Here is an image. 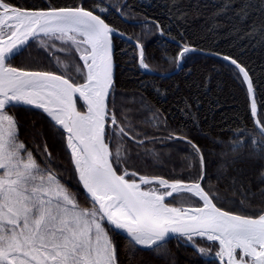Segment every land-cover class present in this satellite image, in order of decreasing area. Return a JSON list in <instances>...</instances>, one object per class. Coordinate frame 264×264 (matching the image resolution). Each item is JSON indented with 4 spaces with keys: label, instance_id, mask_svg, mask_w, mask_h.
I'll use <instances>...</instances> for the list:
<instances>
[{
    "label": "snow or ice",
    "instance_id": "6c2138e0",
    "mask_svg": "<svg viewBox=\"0 0 264 264\" xmlns=\"http://www.w3.org/2000/svg\"><path fill=\"white\" fill-rule=\"evenodd\" d=\"M168 7L186 15L180 0H169ZM113 9L93 3L89 10L82 2L29 9L0 0V264H145L146 252L167 264L168 243L173 239L178 246L192 247L198 256L217 248L219 264H264V121L258 116L248 71L236 59L223 56L247 84L254 132L229 127L227 141L213 140L225 146L219 153L217 179L229 167L236 172L233 196H242L239 211L252 213L237 214L225 210L237 207L235 199L212 192L211 184L208 190L203 186L208 161L198 144L178 134L183 126L167 135L149 136L152 129L165 130L167 120L143 95L132 94L131 100L116 107L113 38L117 30L102 18ZM254 14H264V0H221L212 19L225 17L241 39L264 43V20H253L246 30L239 27ZM137 22L145 33L154 27L164 34L161 25L149 18ZM31 47L50 56L61 53L64 59L57 57L56 71L27 70L10 63ZM134 47L139 50V68L150 70L139 38ZM179 47L174 57L165 52L161 58L180 65L197 50L187 43ZM77 100L83 102L79 107ZM190 107L185 102L181 113L190 115ZM10 108L37 112L43 123L37 127L33 121L21 139V125ZM49 137L59 145V153L70 154L73 175L89 206H81V193L70 190L54 170ZM177 141L188 146L187 154L180 157L188 162L187 180L176 178L183 177V171L173 170L165 178L128 170L133 158L129 142L137 149V159L150 158L157 168L171 159L172 149L158 152L144 145L159 142L167 148ZM248 160L260 165L255 191L241 179V166ZM257 195L261 201L254 205ZM189 201L198 206H185Z\"/></svg>",
    "mask_w": 264,
    "mask_h": 264
},
{
    "label": "trees",
    "instance_id": "16d2710c",
    "mask_svg": "<svg viewBox=\"0 0 264 264\" xmlns=\"http://www.w3.org/2000/svg\"><path fill=\"white\" fill-rule=\"evenodd\" d=\"M14 6L21 8H43L52 6H72L73 3L80 4L86 9H91L93 3L100 7L113 5L114 9L109 11L105 19L110 26L120 30L126 35L144 45L146 63L149 69L156 73H169L176 67L174 62L161 57L165 55L175 56L180 47L190 44L192 47L219 55H227L236 59L249 71L255 86L256 104L258 116L264 121V43H257L255 40L241 39L233 32V23L227 22L225 17H219L213 21V13L219 8L221 0H180V7L185 10L186 15H178L177 11H169V0H9ZM259 3V0H256ZM123 5L122 11H120ZM149 18L161 25L165 30L162 35L154 27L152 32L142 31L143 25L137 21ZM230 19V17H229ZM253 20H264V14L253 15L249 21L239 27L243 30L248 28ZM243 34V33H241ZM172 37L175 39L173 40ZM114 69V98L116 107L120 106L122 100H131L132 94L143 95L146 101L154 108H159L167 120V127L163 131L152 129L149 136L167 135L168 132L180 129L189 139L198 144L203 150L208 161V179L203 183L206 190L211 184L212 192L235 199L237 207H225V210L233 212L252 214L250 211H239V202L242 196H233L234 189L231 186L232 179L237 173L229 167L226 174L217 179L216 170L219 166V153L224 145L214 144L213 140L222 139L227 141L231 133L225 129L232 127H244L254 132V123L250 113V101L245 83L238 70L232 65L216 58L192 53L182 62V66L175 74L162 76L143 71L138 66V50L134 44L113 38ZM57 57L64 59L61 53L49 55L46 51H38L36 47L26 48L21 55L16 56L10 63L16 67L27 70L56 71L55 62ZM78 59V57H77ZM159 90V95L157 93ZM124 93L127 96H121ZM113 97L110 96V101ZM185 102L191 107L188 109L190 115H183L181 109L185 108ZM110 110L113 105L109 103ZM15 113L18 119L21 139H25L26 129L33 121L40 127L43 123L37 112L25 111L23 109H8ZM119 116V113H117ZM195 117L193 120L192 117ZM147 127V126H145ZM47 131V125H45ZM143 139V136L140 137ZM30 147L31 138L27 137ZM50 151L53 154L55 167L58 174H62L64 181L70 190L80 192L78 197L82 207H87L83 199L82 186L77 183L73 175V166L70 164V154L58 152L59 145H53L51 138L47 140ZM145 148H155L158 152H167L172 149L171 159L164 160L161 167L153 168L150 158L137 159L136 147L129 142V150L133 158L128 161V170L137 171L139 175H164L170 178L173 170L176 173L183 171V177L188 179L187 161H181L180 157L187 154L188 146L182 142H169L165 148L159 142L155 145L149 143ZM142 151V149H141ZM250 151V145L245 148V155ZM216 153V155H213ZM244 175L241 179L245 185L251 184L253 191L256 190L255 177L260 165L251 160L246 161L242 166ZM121 171L123 166H121ZM198 173V167L196 169ZM239 183L236 188H240ZM188 196L190 194H184ZM261 198L256 196L252 203L259 204ZM171 203V201H170ZM191 206H197L188 203ZM187 205V204H186ZM218 206L219 203H218ZM208 247L207 244H204ZM171 255L167 264H206L213 259H206L198 256L192 247H184L177 242L168 243ZM217 248H212L215 252ZM145 264H165L163 260H154L149 253H143ZM215 264H219L215 261Z\"/></svg>",
    "mask_w": 264,
    "mask_h": 264
},
{
    "label": "water",
    "instance_id": "95a60500",
    "mask_svg": "<svg viewBox=\"0 0 264 264\" xmlns=\"http://www.w3.org/2000/svg\"><path fill=\"white\" fill-rule=\"evenodd\" d=\"M90 10V9H89ZM98 14V13H97ZM114 28V27H113ZM114 29H116V28H114ZM117 31H116V33L114 34V37H118V38H120V39H122V40H125V41H127V42H130V43H132V44H136V42H137V40L136 39H134V38H132L131 40H129L128 38L130 37L129 35H126V34H124L123 32H121L120 30H118V29H116ZM120 33H123V35H120ZM194 49H197L196 51H193V52H191V53H188L187 54V56H189L190 54H192V53H196V54H202V55H206V56H210V57H213V58H216V59H218V60H221V61H223V62H226V63H228V64H230V65H232L229 61H226V60H224L223 59V56H225V55H219V54H215V53H210V52H207V51H204V50H201V49H198V48H195V47H193ZM138 50V49H137ZM186 56V57H187ZM138 59H139V50H138ZM186 59V58H185ZM184 59V60H185ZM184 60H182L181 61V63H180V65H177L176 64V67H175V69L173 70V71H171V72H169V73H156V72H154V71H152L151 69L150 70H144V69H142L143 71H146V72H148V73H151V74H158V75H162V76H167V75H171V74H175L176 72H178L179 70H180V68H181V66H182V62L184 61ZM113 61H114V57H113ZM145 62H146V59H145ZM238 63H240V62H238ZM241 64V63H240ZM242 65V64H241ZM234 68H235V66L234 65H232ZM243 67H244V65H242ZM114 69H115V63H114V68H113V72H114ZM246 69V68H245ZM247 70V69H246ZM248 71V70H247ZM248 73H249V71H248ZM57 74H60V73H57ZM241 75V74H240ZM242 76V75H241ZM249 76H250V73H249ZM251 77V76H250ZM242 79H243V77H242ZM77 82H80V81H77ZM245 85H246V88H247V84L245 83ZM253 89H254V98H255V101H256V96H255V86H253ZM248 97H249V95H248ZM249 101H250V104H251V98L249 97ZM77 103H78V107H79V105L80 104H82L83 102L82 101H79V100H77ZM11 109V108H10ZM19 109H23L24 110V108H19ZM81 110H83V109H81ZM46 115V114H45ZM252 120H253V118H252ZM234 213H237V214H243V213H238V212H234ZM171 242H177L175 239H173V240H170L169 241V243H171ZM206 259H213V260H215V261H217L218 263H219V261H218V258H216L215 256H211V257H205Z\"/></svg>",
    "mask_w": 264,
    "mask_h": 264
},
{
    "label": "rangeland",
    "instance_id": "374dc122",
    "mask_svg": "<svg viewBox=\"0 0 264 264\" xmlns=\"http://www.w3.org/2000/svg\"><path fill=\"white\" fill-rule=\"evenodd\" d=\"M82 63V62H81ZM168 202H170V201H168ZM185 206H190L189 204H187V205H185ZM198 206V205H197ZM200 246H204V247H206L204 244H201ZM218 247V246H217ZM211 256H215V252H211L209 255H207V256H202V257H211Z\"/></svg>",
    "mask_w": 264,
    "mask_h": 264
},
{
    "label": "bare ground",
    "instance_id": "6f19581e",
    "mask_svg": "<svg viewBox=\"0 0 264 264\" xmlns=\"http://www.w3.org/2000/svg\"><path fill=\"white\" fill-rule=\"evenodd\" d=\"M251 78V77H250ZM251 80H252V78H251ZM252 83H253V80H252ZM253 86H254V84H253Z\"/></svg>",
    "mask_w": 264,
    "mask_h": 264
}]
</instances>
